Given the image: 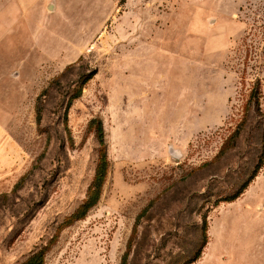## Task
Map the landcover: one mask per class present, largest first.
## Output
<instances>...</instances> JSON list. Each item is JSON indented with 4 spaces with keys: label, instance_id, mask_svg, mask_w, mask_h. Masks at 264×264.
<instances>
[{
    "label": "rangeland",
    "instance_id": "1",
    "mask_svg": "<svg viewBox=\"0 0 264 264\" xmlns=\"http://www.w3.org/2000/svg\"><path fill=\"white\" fill-rule=\"evenodd\" d=\"M263 143L264 0H0V264H264Z\"/></svg>",
    "mask_w": 264,
    "mask_h": 264
},
{
    "label": "trees",
    "instance_id": "2",
    "mask_svg": "<svg viewBox=\"0 0 264 264\" xmlns=\"http://www.w3.org/2000/svg\"><path fill=\"white\" fill-rule=\"evenodd\" d=\"M83 77V76H82ZM91 77V73L87 74L83 79H82V84L85 83L89 78ZM80 89L77 90V93L75 94L74 97L79 96ZM247 110L253 111V112H259V88L254 87V89L251 92L250 98L248 100V105H247ZM249 115V114H248ZM245 121V120H244ZM241 125V123H240ZM239 130V129H238ZM98 136L104 145V134H103V127L102 123L99 121L98 122ZM239 132V131H238ZM234 139V136L230 137V140ZM230 141H228L229 143ZM264 161V143L262 144V150H261V155L259 157V160L257 164L255 165L254 172L252 174V177L256 174V172L260 169L262 163ZM106 172H107V158L105 154H102V157L100 158V161L98 162L96 171H95V176L93 183L91 184L87 198L83 202V204L80 206L78 210V215L83 216L86 214V212L93 206L95 205L100 197L101 194V188L102 184L105 181L106 177ZM244 186L240 187L235 193L231 194L228 196L226 199L231 200L236 198L237 196L240 195L241 191L243 190ZM43 262V255L41 254H36L29 258L25 263L23 264H41Z\"/></svg>",
    "mask_w": 264,
    "mask_h": 264
}]
</instances>
